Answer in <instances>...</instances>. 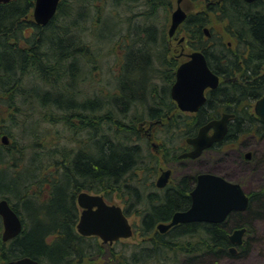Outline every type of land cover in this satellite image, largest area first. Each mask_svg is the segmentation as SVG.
Returning <instances> with one entry per match:
<instances>
[{"label":"trees","instance_id":"obj_1","mask_svg":"<svg viewBox=\"0 0 264 264\" xmlns=\"http://www.w3.org/2000/svg\"><path fill=\"white\" fill-rule=\"evenodd\" d=\"M34 1L0 2V199L6 198L22 221L17 236L0 238V261L27 256L40 264H202L227 256V226L245 216L264 219V194L252 193L245 211L220 223L180 222L160 232L159 222L188 206L195 175H182L162 189L155 177L161 160L174 161L184 138L209 116L234 114L227 141L235 133L264 134V120L253 118L249 104L264 90V74L237 64L242 57L262 60L264 0H204L207 6L188 14L183 27L189 46L201 50L226 80L196 112L186 114L176 111L169 96L173 71L163 55L165 24L159 21L171 0H59L44 25L33 20ZM133 2L141 7L139 20L126 14L101 44L85 37L108 12L120 23L119 12ZM231 37L249 44L236 53L235 63L225 46ZM107 41L119 47L110 73L114 81H106L110 88H86L91 72L102 70ZM144 120L159 122L144 131ZM80 191L117 199L126 216H139L133 224L139 240L110 244L79 234Z\"/></svg>","mask_w":264,"mask_h":264},{"label":"water","instance_id":"obj_2","mask_svg":"<svg viewBox=\"0 0 264 264\" xmlns=\"http://www.w3.org/2000/svg\"><path fill=\"white\" fill-rule=\"evenodd\" d=\"M8 0H0L6 2ZM179 1V0H178ZM251 2L253 0H245ZM59 0H35L32 9L33 20L37 24H46L55 14ZM186 12L180 4L172 10L167 34L171 36L179 24L185 20ZM204 32L208 35V29ZM218 83L217 76L207 65L204 54L200 50L189 53V59L178 65L175 71L170 95L182 111L195 112L205 100L204 89L207 86L215 87ZM256 115L264 118V93L254 103ZM233 114L223 113L219 119L212 120L201 127L194 136L188 137L187 142L192 146L189 151L179 155L195 158L204 148L223 138L227 131V119ZM212 128L209 134L208 129ZM1 141L8 143V137L1 135ZM247 158L250 152H246ZM170 170H162L157 176L155 184L164 186L169 178ZM191 204L183 211H176L169 222H160L156 228L164 232L170 226L180 222H222L232 210L244 209L247 205V196L240 185L212 172H200L190 191ZM77 205L81 208L76 224L79 234L95 235L102 242L112 243L120 238L132 235V225L124 214L122 207L115 203H108L101 194L80 191L76 196ZM0 217L2 221L1 240L8 241L21 231V220L6 198L0 199ZM244 228H237L229 234L232 242H240ZM231 250H234L231 248ZM0 264H40L30 257H20L13 260L0 261Z\"/></svg>","mask_w":264,"mask_h":264},{"label":"rangeland","instance_id":"obj_3","mask_svg":"<svg viewBox=\"0 0 264 264\" xmlns=\"http://www.w3.org/2000/svg\"><path fill=\"white\" fill-rule=\"evenodd\" d=\"M107 10L110 9V5H107ZM182 8L188 13H193L195 11L201 10L203 7H205V1L204 0H182L181 2ZM176 7V0H171L170 7L168 9V12L166 13L165 19L163 20V16L160 18V23L165 24V34L167 36V30L170 24V16L173 9ZM139 4L133 2L131 3V8L125 7V10L120 11L118 14V18L120 19V23L117 21V16L114 13H106L104 20L95 25L93 28V34L92 33H86L85 37L87 39H96V42L98 44H101L103 39L108 37L112 29L115 27L121 26L124 23V16L126 14L132 15L133 20L137 21L140 19L136 13L140 10ZM163 15V13H161ZM163 20V21H162ZM126 25V24H125ZM185 36L187 38V32L186 30L180 29L177 30L176 36L177 38L180 36ZM102 36L104 37L102 39ZM118 42H112L107 41L104 46L102 47L103 53H104V62L102 64V70L100 71H92L89 78L84 83L86 88L92 87L93 85H96L98 87H107L110 88L109 84H106V81L110 79V73L114 70V66H116V58L115 54L118 52ZM171 51L169 55H177L180 51V46L177 43V40L171 41ZM193 49L189 48L188 46L184 48V51H192ZM119 53V52H118ZM181 60L184 59V57L180 58ZM115 72V71H114ZM111 80L114 81L111 77ZM107 91V90H106ZM149 122L143 121L141 123V126L143 129L147 128ZM253 153L252 158L250 161L249 166L247 167H241V172H236V169H233L235 164L233 161L231 163L229 162V157H224V155L221 157L223 159L221 162H219L218 157L219 154L215 153L214 151L206 152L204 155L191 159V158H184L180 159L177 162H169L165 163L161 160L158 173L159 175L161 173L160 169H165L167 166H170L172 168V175L171 179L176 180L177 178L181 177L183 174H190L195 175L198 172L202 171H211L218 174H221L223 176H226L227 178L233 180L237 179L242 182V186L245 190L255 189L259 186V183L261 182V178H264V169H257L256 167V160L261 158V156L264 154L262 153L264 151V142H258L253 143ZM262 153V154H261ZM113 203L119 204V201L117 199H114L112 201ZM121 205V204H120ZM260 217V216H257ZM129 221L134 224L138 223L139 216H129ZM256 225L262 224L264 228V223L261 222V219L258 218V221L255 223ZM253 224V226H256ZM248 241V251L247 253H241L237 252L232 255H227L223 257L220 260L217 261H211V262H204L202 264H264V230H260L258 228V232L251 233L246 237ZM123 240H130V241H137L139 240V237L134 233L131 237L125 238Z\"/></svg>","mask_w":264,"mask_h":264},{"label":"flooded vegetation","instance_id":"obj_4","mask_svg":"<svg viewBox=\"0 0 264 264\" xmlns=\"http://www.w3.org/2000/svg\"><path fill=\"white\" fill-rule=\"evenodd\" d=\"M253 1H255V0H253ZM253 1H251V2H253ZM181 2H182V0H179V1L176 0V6H177V4H180V6H181ZM216 2H219V0H216ZM245 2H247V1H245ZM251 2H247V3H251ZM205 5L207 6L208 5V2H206ZM186 14H187L186 15V18H187L188 13L186 12ZM184 21L185 20H183L179 24V26L176 28V30L174 31V33L171 36H169L167 34V36L165 37V40L166 41H165V47H164L163 55H164V57H165L168 65H169L168 67L170 68V71H173V74L171 76V79L169 78V80H168L169 81V96H170V98H171L170 89H171V86H172L173 82L175 81V71H176V68L178 67L179 64H181L182 62H185V61H187L189 59V53L190 52H192L194 50H199V49H193V48H191L189 46V44H188V37L186 38L185 36L182 35V36H180V37L177 38V36H176L177 30L180 29V27H182V29H184V27H183V22ZM206 36L208 37L209 34L206 35ZM220 37L221 36L217 37V43H216L217 44V58H216V63L219 64V71L223 70L222 69V49H223L222 43L224 42ZM173 40H177V43H178V45L180 46L181 49H180V51H179V53L177 55H175V56L174 55H171L170 56L169 55V53L171 51L170 44H171V41H173ZM187 46L189 48L193 49V50L192 51H188V52L184 51V48H186ZM225 46H226V48H229V53L232 56L233 63H235V61H236V53L239 50H241V51L242 50H245L246 51L249 48V44L240 42L239 41V38H236V37H231V40H226L225 41ZM247 53L249 54V51ZM160 54H162V52ZM259 56L262 57V60H260V61H258L256 58L254 59L253 57H249L247 62L243 60V57L240 58V59L238 58L237 59V64L239 63L242 68H244L245 66H249V71H259V73L263 75L264 74V53L259 54ZM181 57H184V59L181 60L180 59ZM205 59H206V57H205ZM206 62H207V60H206ZM207 65H208V63H207ZM208 67H209V65H208ZM210 70L217 76L218 83H217V85L215 87L207 86L204 89V92L203 93H204V96H205V100L201 104V106L204 105V103L206 102V96H207V94L210 93L211 91H213L221 82H223V81L226 80L223 75H220L217 72H214L211 68H210ZM232 71H236V68L233 67V70ZM263 93H264V90L262 91V93L259 96L252 97L251 98V102H249L250 107H251V110L254 113V117L253 118L255 120H259V119L264 120V118H262V117H260V116H258V115L255 114L254 108H253L255 101L258 98H260L263 95ZM171 100L174 102V104H175V106L177 108L176 111H178L180 113H183V114L193 113V112H189V111H182V110H180L178 108L176 102L172 98H171ZM223 113L233 114L232 112H222L220 115L211 116V117L209 116L206 119H204V121L202 122V125H204V124H206V123H208V122H210L212 120L219 119L222 116ZM233 115L227 119V122H226V124H227V131H228V121L233 117ZM144 121H148L149 122L147 128L150 127V124L152 122H154V123H158L159 122L158 120L157 121L144 120ZM147 128H145L144 131H146ZM227 131L224 134V136H223L222 139H220V140L212 143L211 146H209L207 148H204L201 151V153H200V155L198 157L204 155V153H206L207 150L209 151L212 147H214L213 148V151L215 153L219 154V157H218L219 162H221L223 160V159H221V157L223 155H224V157H229V162L231 163V161H233V163L235 164V166L233 167V169H236L235 170L236 172L237 171L238 172H241L240 171V169H242L241 167H243V169H244V167H247V165L249 166V164H250V161L249 160H251L252 153H253V150H254L253 149V143L264 142V140H263L264 138L262 137L264 134L262 133L261 135H258L257 133H250V134H243V133L236 134L235 133V134H232V139L230 141H227L225 139L226 134H227ZM211 132H212V128H209L208 129V133L210 134ZM196 133H197V131H196ZM194 135H191V136H194ZM191 136H186L184 138V142L183 143H184L185 147L176 154L175 160L174 161H171V162H177L180 159L188 158V157H182V158H180L179 155L181 153H183V152L189 151L192 148V146L187 142V138L188 137H191ZM153 147H154V149H156L157 144L156 143H153ZM246 152H250V157L249 158H247L245 156L246 155ZM262 153L264 154V151ZM262 156H261V158H259L258 160H256V167H257V169H264V160L262 159ZM165 169H169L170 170L169 178H168V180H167V182L165 183L164 186H161L160 187V186H156V184H155V186H156L157 189H162V188H165V187H167L169 185H174L177 182L175 180L172 181V179H171L172 168L170 166H167ZM162 170L163 169H160V171H162ZM206 172H211V171H206ZM212 173H215V172H212ZM216 174H218V173H216ZM183 175H185V174H183ZM196 175L197 174H195V179L191 182L190 189L187 191V194L189 195V204H188V206L185 209L176 210V211H183V210H186L187 208H189V206L191 204V198H190V194L189 193L192 190V188H193V186H194V184L196 182ZM219 175H221V174H219ZM223 177L226 178L229 181L238 183L240 185V187L242 188L243 192L245 193V195L247 196V205H246V207L244 209L232 210L226 216H228L230 213H232L234 211L235 212L236 211L237 212L238 211H240V212L245 211L246 208H247V206L251 202L252 193H254V192L264 193V178H261V182L259 183V186L257 188L250 189V190H245L243 188L242 182L240 180L239 181L237 179L231 180V179L227 178L226 176H223Z\"/></svg>","mask_w":264,"mask_h":264},{"label":"bare ground","instance_id":"obj_5","mask_svg":"<svg viewBox=\"0 0 264 264\" xmlns=\"http://www.w3.org/2000/svg\"><path fill=\"white\" fill-rule=\"evenodd\" d=\"M262 159L264 160L263 156H262ZM185 175H187V174H185ZM188 175H190V174H188ZM262 194H264V193H262ZM256 221H258V218L256 216H254L252 219L250 217H248V216H245L244 219L242 218L238 222L233 221L229 226H227L226 230L228 231V238H229V234H231L234 231V229L244 228V230L242 232V235H241V241L240 242H232V241H230L231 245H230L229 250H228V252H229L228 255H232V254H235L237 252H241V253L242 252L243 253L246 252L247 253L249 245H248V241H247L246 237L249 234H251V233L258 232V228L260 230H264L262 224H259V225L255 224ZM261 222L264 223V219L263 218L261 219ZM253 224L256 225V226H253ZM21 230H22V221H21ZM0 238H1V234H0ZM241 245H245L246 249H241L240 248ZM231 248H233L234 250H231Z\"/></svg>","mask_w":264,"mask_h":264}]
</instances>
